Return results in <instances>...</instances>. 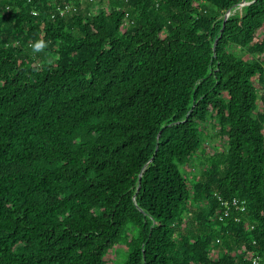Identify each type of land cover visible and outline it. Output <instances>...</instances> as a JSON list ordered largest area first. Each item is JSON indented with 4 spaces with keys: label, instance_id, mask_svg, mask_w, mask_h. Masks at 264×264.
<instances>
[{
    "label": "trees",
    "instance_id": "trees-1",
    "mask_svg": "<svg viewBox=\"0 0 264 264\" xmlns=\"http://www.w3.org/2000/svg\"><path fill=\"white\" fill-rule=\"evenodd\" d=\"M220 199L246 214L214 222ZM250 255L264 264V0H1L0 264Z\"/></svg>",
    "mask_w": 264,
    "mask_h": 264
},
{
    "label": "built area",
    "instance_id": "built-area-1",
    "mask_svg": "<svg viewBox=\"0 0 264 264\" xmlns=\"http://www.w3.org/2000/svg\"><path fill=\"white\" fill-rule=\"evenodd\" d=\"M1 1V0H0ZM33 0H29V3H32ZM70 7L68 8V10ZM64 13H62L63 15ZM34 16H38V12L35 10L33 11ZM221 202V208L217 210L215 216H214V222L221 223L224 222L225 219L230 218L232 216V212L238 214H246L247 207L246 202H241L239 199H234L233 201H224L220 199ZM233 212V213H234ZM239 222H241V219H238ZM217 244H220V241L217 242ZM250 259L252 260L253 264H262L261 259L257 257H253L250 255Z\"/></svg>",
    "mask_w": 264,
    "mask_h": 264
},
{
    "label": "rangeland",
    "instance_id": "rangeland-1",
    "mask_svg": "<svg viewBox=\"0 0 264 264\" xmlns=\"http://www.w3.org/2000/svg\"><path fill=\"white\" fill-rule=\"evenodd\" d=\"M85 5H87V3H84ZM97 5L99 6V2L98 3H96V4H94V9L96 10L97 9ZM246 5H248V4H246ZM30 54H34V51H30L29 52ZM208 132L210 133V134H212V135H215V131L210 127L209 129H208ZM222 144H220V143H206L205 144V147L207 148V153H213L214 151H217L218 149H217V147L219 146H221ZM201 153L202 152H200L199 153V155H201ZM194 166H198L197 165V161L195 160L194 161ZM188 170H192V167H188L187 168ZM120 253L118 252V251H116V250H114L113 252H111L110 253V255H109V260H110V262H113L114 263V261H115V259L118 257V255H119Z\"/></svg>",
    "mask_w": 264,
    "mask_h": 264
},
{
    "label": "clouds",
    "instance_id": "clouds-1",
    "mask_svg": "<svg viewBox=\"0 0 264 264\" xmlns=\"http://www.w3.org/2000/svg\"><path fill=\"white\" fill-rule=\"evenodd\" d=\"M42 50V44H37V45H35L34 46V51H37V52H39V51H41Z\"/></svg>",
    "mask_w": 264,
    "mask_h": 264
},
{
    "label": "water",
    "instance_id": "water-1",
    "mask_svg": "<svg viewBox=\"0 0 264 264\" xmlns=\"http://www.w3.org/2000/svg\"><path fill=\"white\" fill-rule=\"evenodd\" d=\"M246 4H247V3L243 4L242 6H246ZM230 15H231V13H229V14L226 16V20H225V21L228 20V18H229ZM216 45H217V43H216ZM140 181H141V180H140Z\"/></svg>",
    "mask_w": 264,
    "mask_h": 264
}]
</instances>
